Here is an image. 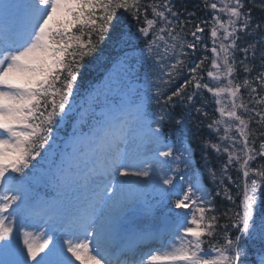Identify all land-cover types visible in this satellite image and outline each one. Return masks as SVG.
Segmentation results:
<instances>
[{
    "label": "snow or ice",
    "instance_id": "1",
    "mask_svg": "<svg viewBox=\"0 0 264 264\" xmlns=\"http://www.w3.org/2000/svg\"><path fill=\"white\" fill-rule=\"evenodd\" d=\"M202 4L211 10V21L194 19V11L177 9L173 0H0V264H249L241 239L264 245V164L250 166L264 158V17L253 15L256 9L264 12V0ZM129 17L138 25L134 35L146 38L148 58L158 71L151 94L128 101L119 112L104 113L93 132L82 138L96 144L99 152L86 176L95 183L92 204L111 201L117 184L120 191L152 186L159 187L174 209L190 210L178 213L168 238L139 261L121 259L127 253L119 245L114 246L118 254L101 251V233L92 227L90 210L59 243L47 230L17 226L26 211L40 214L31 208L19 177L51 148L54 127L68 115L66 109L71 111L85 58L109 33L113 44L128 43ZM209 52L210 57L204 54ZM185 72L182 83L169 91ZM205 93L211 94L219 114L208 127L217 133L222 129V141L230 143L223 148L206 145L227 153L219 176L208 171L218 181L216 195L232 204L219 216L215 198L198 175L176 183L177 178L185 180L177 176V161L185 169L192 166L193 153L184 136H177L179 147L164 143L166 121L183 132L193 112L208 116ZM152 104L157 111L150 110ZM178 105L189 109L187 115L174 114ZM230 166L243 176L242 187L237 185L239 203L225 184L231 180ZM220 218L226 223L221 225ZM257 255L251 264H264V247Z\"/></svg>",
    "mask_w": 264,
    "mask_h": 264
},
{
    "label": "trees",
    "instance_id": "2",
    "mask_svg": "<svg viewBox=\"0 0 264 264\" xmlns=\"http://www.w3.org/2000/svg\"><path fill=\"white\" fill-rule=\"evenodd\" d=\"M176 4L177 9H187L188 11H194L196 13V17L194 19H207L211 21V15L212 12L210 9H206L203 7L202 0H178L177 2H174ZM123 10L118 11L117 16L119 17L121 15V12ZM254 17L261 18L264 17V12H262L259 9L254 10L253 12ZM186 17L184 15L181 16V19H185ZM130 20V31H129V39L134 36V33H136V29L138 25H136V22L134 20ZM134 26V27H132ZM188 27H191L189 25ZM208 29H205V33L207 34ZM111 33H109V39H106L103 43L99 44L98 50L91 56L85 58V61L83 62V67L80 69V77H83V80H87L89 76H91L94 72V75L98 73L97 71L100 67L104 66L106 61L112 57L116 51L118 50L119 46L123 45H115L111 42ZM210 41V40H209ZM208 41V43H209ZM205 55L210 54L204 53ZM199 55V53H197ZM238 58H242V55L240 53H237ZM258 63V62H257ZM240 79H243V74L238 73ZM187 77V74H184L180 77V83L183 79ZM81 80H77V84L80 83ZM177 83V84H178ZM175 87H177L176 83L170 86L169 90H173ZM242 94L244 95L245 99H247V92L242 89ZM198 107L200 105H197ZM204 110L208 112V116H203L196 114L195 112L192 113V118L186 123L184 129L188 130V133L190 134V139L192 143L194 144V149L196 154L202 155V159L204 154L208 155L209 161H211V164L213 166V169L220 173V169L222 168L223 164L227 162V154L224 152L217 153L215 150H212L210 146H206L209 144H220V138H216L215 134L212 133L210 128L208 127V124L213 121V118L216 116V111L213 112L207 105L204 106ZM189 109L184 107L183 105H178L174 110V114H181L187 115ZM177 112V113H176ZM191 126L192 130L190 132L188 128V124ZM255 127V125H253ZM259 141H257V148H258ZM221 147L223 146L220 144ZM205 160V159H204ZM264 164V158H257V160L251 162V167L255 168L259 165ZM229 168H232L227 172V175L231 177V180L225 179V184L228 186V188L231 191V194L234 198H236V202H239V196L237 194L241 192L242 187V178L243 176H238V170L235 166H230ZM231 171L233 174L230 175ZM219 176V175H218ZM251 176L249 179L251 180ZM237 185H241V187H237ZM216 200V208L217 212L216 214L219 216L220 212H222L226 207H232V204L230 201H227L225 197L222 198V196H218V199ZM219 223L222 225L226 223L225 219L220 218ZM233 234L235 235V229L232 230ZM243 240V239H242ZM241 240V241H242ZM246 243V242H244ZM254 245V242L247 245V251L248 253L251 252L252 247Z\"/></svg>",
    "mask_w": 264,
    "mask_h": 264
},
{
    "label": "rangeland",
    "instance_id": "3",
    "mask_svg": "<svg viewBox=\"0 0 264 264\" xmlns=\"http://www.w3.org/2000/svg\"><path fill=\"white\" fill-rule=\"evenodd\" d=\"M206 64H208L206 62ZM82 137L79 136V139H81ZM75 137H73L72 139V144L71 147L75 148ZM177 163H179V161H177ZM75 164V160L73 157V153L71 152V150L67 151V153L65 154L61 165H57V169L56 175H57V182L54 184L55 186V192H57L60 188V186H63V175L66 172V170L71 167L72 165ZM180 164V163H179ZM171 167H175V164L170 165ZM181 167V166H180ZM164 171H169V167L165 166ZM172 174V173H169ZM179 175H183L181 173H178ZM177 174V176H178ZM196 175H198V173H195ZM233 174V172L231 171L230 175ZM185 176V180L183 182V184L188 180V178L190 177L189 174H184ZM116 180H122L123 178L121 177H115ZM199 179L201 180V177H199ZM202 183V180H201ZM91 187H89L86 192L83 191V183H79L77 186H75L74 188L68 190L65 193V196H68L69 194V198L68 200H70L71 202H73L74 204L78 205V206H82L83 208L85 207V205L88 204V201L91 198V189L93 188L94 184L90 183L89 184ZM30 191L33 192V190L31 189ZM117 191L120 194H125V200L123 201L122 204H114L115 198L118 196L117 193H115V195L113 196V199L111 201H108L107 203H101L99 204V212H97V218L96 223L97 224H103V222H107L109 224H114L116 220H119L122 218V215H126V213H131L137 216H152L156 219H160L161 217L165 216L168 218V215L166 212H161L162 211V205L156 203V202H152L153 199H155L156 197L160 196L162 193L159 189V187H152L149 186L147 188H142L141 190L137 191V190H129L128 187L126 186L124 191H120V185H117ZM127 193V195H126ZM61 197V196H59ZM58 197V199H60ZM169 219V218H168ZM30 229V228H29ZM70 255V254H68Z\"/></svg>",
    "mask_w": 264,
    "mask_h": 264
},
{
    "label": "bare ground",
    "instance_id": "4",
    "mask_svg": "<svg viewBox=\"0 0 264 264\" xmlns=\"http://www.w3.org/2000/svg\"><path fill=\"white\" fill-rule=\"evenodd\" d=\"M239 76V75H238ZM93 145H96V144H91V143H89V145H88V149H91V147L93 146ZM96 148H95V150H94V154H95V158L99 155V152H98V150H97V145L95 146ZM94 158V159H95ZM90 168V167H89ZM89 168L87 167V164L86 163H84L83 165H82V167L80 168V170H81V172L80 173H78L79 175H83V178H84V180H86V181H88L87 180V178H86V176H87V173H88V170H89ZM94 185H95V183H94ZM118 185V184H117ZM69 188H71V187H69ZM122 192V191H121ZM117 194H118V196L115 198V196H114V201H115V203L114 204H117V203H119V204H122L123 203V201L125 200V197H124V195L125 194H120V193H118V191L116 192ZM130 194V193H129ZM128 194V195H129ZM126 195H127V193H126ZM127 195V196H128ZM101 204V203H100ZM70 207H72V208H74L75 207V204H72ZM99 209V204H96V205H94V209L93 210H98ZM25 220V218H23L22 219V224H23V226L25 227V228H27V229H29V230H31V231H43V230H47V232H48V234L49 235H51V236H53L54 237V239L59 243L60 242V240H61V238L63 237L64 239H67L69 236H71L72 235V231L70 232V230H68V231H66V232H63V233H57V232H55V231H53L51 228H49V227H40L39 228V226H38V224H35V223H31V222H29L28 223V221L26 220V221H24ZM118 222V223H117ZM165 222V220H162V222L160 221V220H157L156 218H154V217H148V216H142V217H140V216H137V215H134V214H129V215H127L126 217H124V218H121V219H119V220H116V222H115V224L116 225H124L126 228H128V229H134L135 227H136V225H139V226H142V225H145V227H154V226H158V225H160V224H162V223H164ZM120 223V224H119ZM21 224V223H20ZM20 224L19 225H17L18 227L20 226ZM108 224V223H107ZM107 224H105V225H107ZM31 226V227H30ZM74 230V229H73ZM93 254H95V253H93ZM70 256V255H69ZM74 259V258H73ZM74 264H79V262L78 261H74Z\"/></svg>",
    "mask_w": 264,
    "mask_h": 264
}]
</instances>
